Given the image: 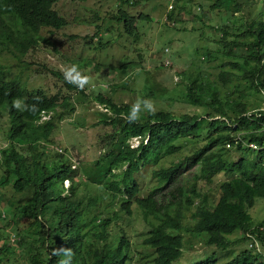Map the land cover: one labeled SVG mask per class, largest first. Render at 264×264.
Here are the masks:
<instances>
[{
	"label": "trees",
	"instance_id": "1",
	"mask_svg": "<svg viewBox=\"0 0 264 264\" xmlns=\"http://www.w3.org/2000/svg\"><path fill=\"white\" fill-rule=\"evenodd\" d=\"M59 1L0 0V118L4 114L9 117L7 136L11 142L1 151L0 163L5 169L2 184L13 188V215L28 219L16 241L35 249L31 263L59 264L61 257L53 255V250L65 247L73 251L72 264H132L136 250L131 240L108 228L123 212L133 215L131 207L135 203L149 224L142 243L147 252L140 253L147 264H178L184 237L175 231L182 229L203 234L206 244L222 249L232 245L229 236L240 230L245 236L239 241L247 239L251 245L225 264H264V251L260 249V243L264 247V219L255 223L249 212L258 198H264V110L248 114L253 94L264 93V19L254 20L240 35L222 29L217 53L227 62L218 66L217 79L199 82L192 77L187 87L186 100L204 109L203 114L176 115L169 109H155L149 114L145 110L130 122L127 116L131 104H117L100 91L95 94L112 113L104 120L113 128L107 136L111 151L97 162L102 167L99 173L107 171L112 178L108 181L110 200L106 205L117 200L121 203L114 212L104 207L92 215L76 199V187H65V181L76 173L71 160L63 153L50 154L47 150L59 122L76 111L75 103L58 93L32 90L19 75L5 76L2 70L4 57L21 61L40 44L43 28L60 29L68 24L54 7ZM119 1V19L128 35L133 36L136 17L123 8L133 2ZM224 3L230 6L237 0H219L214 5ZM138 17L149 19L147 14ZM60 76L70 88H77ZM16 100L29 108H14ZM44 113L49 114L47 120H42ZM134 137L140 142L133 147L130 141ZM199 137L205 140L203 147L170 166L155 169L158 186L147 196L139 195L136 174L143 165L158 164L181 151L184 140ZM253 142L257 148L250 146ZM195 166L208 183L219 173L230 177L221 183L215 204L204 201L192 212L198 195L196 185L186 189L179 182L184 169ZM115 168L119 171H110ZM166 188L165 197L158 193ZM191 215L194 223L186 226ZM10 249L0 232V264ZM210 261L207 257L206 262Z\"/></svg>",
	"mask_w": 264,
	"mask_h": 264
},
{
	"label": "rangeland",
	"instance_id": "2",
	"mask_svg": "<svg viewBox=\"0 0 264 264\" xmlns=\"http://www.w3.org/2000/svg\"><path fill=\"white\" fill-rule=\"evenodd\" d=\"M130 1L133 4H126L123 8L128 15L136 17L133 36L128 35L119 19V0H61L54 7L67 19L66 26L43 28L42 41L21 61L12 57L1 59L5 76L19 75L32 90H44L49 95L58 93L70 97L75 103L76 111L59 122L48 141L47 150L50 154L63 153L71 160L76 173L73 179L65 181V187H76V199L81 200L84 210L92 215L100 213L104 207L114 212L121 203L117 200L106 205L110 200L108 181L112 178L107 171L99 173L102 167L97 162L103 154L111 151L107 136L113 128L104 120L112 113L95 98V94L100 91L117 104L133 105L139 99H147L155 109H169L176 115L203 114L204 109L186 100L187 87L192 77L199 82L217 79L218 66L227 62L222 54L217 53L221 48L222 29L240 35L254 20L264 19V0H237V4L230 6L226 3L215 6L219 0H178L171 11L168 9L169 0ZM140 14H147L149 19H140ZM208 52V56L218 54L217 58H206L204 55ZM166 59L170 60L169 65H166ZM73 66L80 75L87 77L83 88H70L60 76L65 77V72ZM107 85L109 87L104 88ZM195 94L199 92L195 90ZM250 100L248 114L264 110V93L253 94ZM144 111L142 106L140 113ZM9 126V117L4 114L0 118V159L2 149L11 143L7 136ZM204 144L202 137L195 141L184 140L181 151L158 164L143 165L136 174L139 195L147 196L158 186L159 181L153 175L155 169L170 166ZM19 148L23 150V147ZM110 171L118 172L119 169ZM229 177L219 173L212 183H208L201 177L199 166L184 169L179 183L186 189L196 185L198 193L194 197L192 212L204 201L215 204L221 183ZM3 179L5 169L0 163V213L6 214L0 219V232L12 247L2 264H32L35 249L16 241L19 233L27 227L28 219L13 215L10 206L14 200L13 188L3 186ZM168 189L158 193L164 194ZM131 208L133 215L123 212L108 229L111 233H124L131 240L136 250L132 264H147V259L140 253L147 252L142 243L149 224L135 203ZM249 212L255 223L263 220L264 198H258ZM193 223L192 215L188 216L185 225ZM175 232L184 237L183 255L178 264H208L207 257L211 258L209 264H225L252 242L247 239L239 241L245 234L238 230L229 236L232 245L222 249L209 246L204 235L195 231L182 229ZM260 249L264 251L261 243Z\"/></svg>",
	"mask_w": 264,
	"mask_h": 264
},
{
	"label": "clouds",
	"instance_id": "3",
	"mask_svg": "<svg viewBox=\"0 0 264 264\" xmlns=\"http://www.w3.org/2000/svg\"><path fill=\"white\" fill-rule=\"evenodd\" d=\"M73 73H76V75L74 76ZM65 79L67 80L68 83L74 84L79 88H83L84 85L87 83V77L80 75L76 66H73L67 72H65ZM142 106L149 114L154 113L155 111L153 103L150 100L139 99L137 100L136 103H134L131 106L130 111L128 113L127 119L130 122H133L138 119ZM13 107L20 111H24L29 108L28 105L24 104L20 100L14 101ZM48 118H49V114L44 113L42 115V120H47ZM2 215L3 217H5L6 216L5 212H3ZM53 255H57L61 257V259L59 260V264H72L73 251L70 248L60 247L54 249Z\"/></svg>",
	"mask_w": 264,
	"mask_h": 264
},
{
	"label": "built area",
	"instance_id": "4",
	"mask_svg": "<svg viewBox=\"0 0 264 264\" xmlns=\"http://www.w3.org/2000/svg\"><path fill=\"white\" fill-rule=\"evenodd\" d=\"M175 8V0H169V5H168V9L169 11L173 10ZM166 65H169L170 64V60L169 59H166ZM45 118V117H44ZM132 146H138L139 145V139L138 137H135V138H132V140L130 141ZM250 146H252L253 148H257L258 145L256 143H251Z\"/></svg>",
	"mask_w": 264,
	"mask_h": 264
}]
</instances>
